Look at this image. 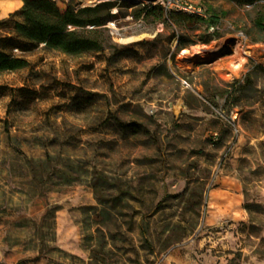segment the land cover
Returning <instances> with one entry per match:
<instances>
[{"label": "rangeland", "instance_id": "rangeland-1", "mask_svg": "<svg viewBox=\"0 0 264 264\" xmlns=\"http://www.w3.org/2000/svg\"><path fill=\"white\" fill-rule=\"evenodd\" d=\"M111 1L104 50L0 73V264H264V1Z\"/></svg>", "mask_w": 264, "mask_h": 264}, {"label": "trees", "instance_id": "trees-1", "mask_svg": "<svg viewBox=\"0 0 264 264\" xmlns=\"http://www.w3.org/2000/svg\"><path fill=\"white\" fill-rule=\"evenodd\" d=\"M113 5L114 1L111 0L79 8L68 3L63 10L53 0H23V4L8 15V19L0 21V24L9 26L11 33L0 35V73L29 66L30 61L16 55L13 52L14 49L29 51L43 44L46 49H54L70 55L104 50L112 40L106 23L116 15L115 12H111ZM140 10L146 11L145 17L151 13L158 14L157 20L166 21L168 17L161 4L143 5ZM179 12L194 17V15ZM205 21L217 23L211 13L210 19ZM255 25L260 30H264V15L255 19ZM185 44L186 42L180 36L179 48H184ZM259 67L262 65L254 63L243 81L235 79L232 83L234 90L254 89L256 69ZM245 104H250V100L247 99ZM100 264L107 263L100 261Z\"/></svg>", "mask_w": 264, "mask_h": 264}, {"label": "built area", "instance_id": "built-area-1", "mask_svg": "<svg viewBox=\"0 0 264 264\" xmlns=\"http://www.w3.org/2000/svg\"><path fill=\"white\" fill-rule=\"evenodd\" d=\"M163 4L175 6V9L183 13L194 15L204 20L210 19V13L207 6L201 2H194L188 0H162ZM211 30L217 27L216 23H210Z\"/></svg>", "mask_w": 264, "mask_h": 264}, {"label": "crops", "instance_id": "crops-1", "mask_svg": "<svg viewBox=\"0 0 264 264\" xmlns=\"http://www.w3.org/2000/svg\"><path fill=\"white\" fill-rule=\"evenodd\" d=\"M13 2L9 7H7V3L4 4L5 0H0V15L6 16L18 9L22 4L23 0H9Z\"/></svg>", "mask_w": 264, "mask_h": 264}, {"label": "bare ground", "instance_id": "bare-ground-1", "mask_svg": "<svg viewBox=\"0 0 264 264\" xmlns=\"http://www.w3.org/2000/svg\"><path fill=\"white\" fill-rule=\"evenodd\" d=\"M78 1H79L81 4H84V3L93 2L94 0H78ZM5 3H7V4H6L7 7H9L11 4H13V2H10L9 0H5L4 4H5ZM219 48H220V47H219ZM217 49H218V48H217ZM217 49H216V50H217ZM214 51H215V49L212 50L211 53H213ZM188 52H189V50L185 49V50H183L182 53L185 54V53H188ZM201 52H202V50L197 49V50L194 51L193 54H194V55H199ZM245 53H246V54H249L250 52H249V51H245ZM244 61H245V56H242L241 61H240L238 64L235 65V69H241Z\"/></svg>", "mask_w": 264, "mask_h": 264}, {"label": "water", "instance_id": "water-1", "mask_svg": "<svg viewBox=\"0 0 264 264\" xmlns=\"http://www.w3.org/2000/svg\"><path fill=\"white\" fill-rule=\"evenodd\" d=\"M107 1V0H106ZM151 1H153V0H151ZM83 5V4H82ZM83 6H87V5H83Z\"/></svg>", "mask_w": 264, "mask_h": 264}]
</instances>
